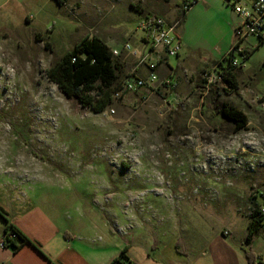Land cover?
<instances>
[{"label": "rangeland", "instance_id": "374dc122", "mask_svg": "<svg viewBox=\"0 0 264 264\" xmlns=\"http://www.w3.org/2000/svg\"><path fill=\"white\" fill-rule=\"evenodd\" d=\"M220 2L210 15L222 18L221 28L193 24V35L218 40L226 32L232 8ZM184 6L0 0V202H31L68 229L115 232L117 242L149 244L162 231L185 237L193 227L202 239L228 224L239 230L264 193V42L244 40L254 49L248 57L235 53L244 67L209 90L203 77L186 97L162 82L116 99L126 73L120 68L100 111L68 97L47 75L88 35L121 33L134 45L147 15L174 21ZM224 102L246 113V127L236 129L221 114Z\"/></svg>", "mask_w": 264, "mask_h": 264}, {"label": "crops", "instance_id": "0c3cea01", "mask_svg": "<svg viewBox=\"0 0 264 264\" xmlns=\"http://www.w3.org/2000/svg\"><path fill=\"white\" fill-rule=\"evenodd\" d=\"M216 1L198 0L186 11L178 28V34L183 42L182 51L178 56H171L175 58L173 61L170 57L164 56L156 68L159 83L163 82L168 88H176L174 94L177 97H186L191 92L194 93L199 83L203 81L204 73L215 67L224 66L222 60L229 49L237 43L234 27L240 22V18L233 9L229 10L224 6L223 0L219 1H223L220 3L226 11H231V16L229 22H224L227 29L218 40L213 35L206 37L205 40L199 39L190 30L193 24L198 27L211 23L212 33L221 28L222 18L215 21L210 15L215 11ZM194 7H197L195 13ZM101 38L111 49L122 48L129 40H124L121 33ZM246 40L251 42L252 46L258 45L255 36H250ZM144 41L141 36L140 41L134 45L142 49ZM117 57L119 69H126V73L136 61V57L126 51ZM139 72L143 75L148 74L145 67H141ZM0 206L6 211L7 219L31 239V242L21 244L18 249L0 245V264H249L248 252L255 257L257 263L264 264V228H259L252 235L250 242L246 243L251 220L248 213L240 221L239 230L235 225L228 224L208 232L205 239L200 236L198 227H193L185 237L178 232L162 231L156 233L149 244L136 242L134 244L128 239L117 242L115 232L105 231L97 235L96 232L81 231L75 226L68 229L41 206L31 202L23 207L19 202L14 203L11 200L6 203L0 202ZM6 225L7 220L0 214V241ZM225 230L229 231L228 235L224 234ZM180 237H184L183 245L186 252L180 251L177 247Z\"/></svg>", "mask_w": 264, "mask_h": 264}, {"label": "built area", "instance_id": "2783aa9c", "mask_svg": "<svg viewBox=\"0 0 264 264\" xmlns=\"http://www.w3.org/2000/svg\"><path fill=\"white\" fill-rule=\"evenodd\" d=\"M193 1L187 0L185 6L188 7ZM233 11L239 16L240 22L234 27V33L238 38V42L229 49L225 58L229 59L227 66L215 67L204 73L206 83L204 88L209 90L217 81H224L229 72L237 68L244 67L239 61L235 53L246 56L247 48L242 42L250 36H255L260 42H264V0H223ZM182 19L177 18L174 21H168L160 13H152L147 15L139 24V29L144 32L142 36L144 47L141 49L134 46L130 41L123 44L122 48H113L112 53L115 56L121 55L126 51L130 55L136 57L133 67L120 80L119 89L114 92V98L119 99L127 92L141 91L146 87L154 88L159 83V75L156 71L159 63L164 56H178L183 49V42L178 34V28ZM141 67H145L148 71L147 75L139 72ZM214 87V86H213ZM263 200L256 202L249 211V216L255 218L264 228V193H260ZM224 234H229L228 230ZM14 236L13 234L10 237ZM1 246H6L3 236L0 241Z\"/></svg>", "mask_w": 264, "mask_h": 264}, {"label": "trees", "instance_id": "16d2710c", "mask_svg": "<svg viewBox=\"0 0 264 264\" xmlns=\"http://www.w3.org/2000/svg\"><path fill=\"white\" fill-rule=\"evenodd\" d=\"M56 1L59 4H67L69 0ZM184 2L186 3L187 0ZM195 2H191L188 7L184 6L177 18L183 19L186 11ZM253 50L247 49L245 57H248ZM118 60L104 39L97 35H88L49 67L47 75L68 97L77 98L84 105H90L100 111L108 105L111 92L120 80ZM231 73H227V79ZM117 89L119 86L112 93ZM219 111L226 118L235 122L236 129L246 127L248 124L246 113L236 106L224 102ZM0 214L7 220L4 232L6 246L9 245L18 249L21 244L31 242V239L18 226L7 219V213L2 206H0ZM250 219L246 243H249L252 235L261 228V223L255 216H251ZM11 234L14 236L10 237ZM183 244H185V240L180 237L177 241V247L180 251L186 252ZM248 257L249 264H262L257 263L250 252H248Z\"/></svg>", "mask_w": 264, "mask_h": 264}]
</instances>
